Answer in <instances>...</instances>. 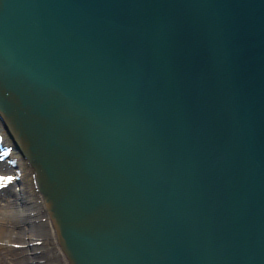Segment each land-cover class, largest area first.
Segmentation results:
<instances>
[{"label": "water", "instance_id": "water-1", "mask_svg": "<svg viewBox=\"0 0 264 264\" xmlns=\"http://www.w3.org/2000/svg\"><path fill=\"white\" fill-rule=\"evenodd\" d=\"M0 126L68 264H264V0H0Z\"/></svg>", "mask_w": 264, "mask_h": 264}, {"label": "bare ground", "instance_id": "bare-ground-1", "mask_svg": "<svg viewBox=\"0 0 264 264\" xmlns=\"http://www.w3.org/2000/svg\"><path fill=\"white\" fill-rule=\"evenodd\" d=\"M16 161L26 170L14 171L4 161L0 163V187L7 192L0 198V264H67L40 196L35 189L29 192L23 183L15 182L16 172L20 179L31 175L24 161ZM18 243L21 247L15 246Z\"/></svg>", "mask_w": 264, "mask_h": 264}, {"label": "rangeland", "instance_id": "rangeland-1", "mask_svg": "<svg viewBox=\"0 0 264 264\" xmlns=\"http://www.w3.org/2000/svg\"><path fill=\"white\" fill-rule=\"evenodd\" d=\"M3 133V132H2ZM7 143H8V145H10V142L7 140ZM11 158H16V159H19L20 161H21V158H20V156H17L15 153H14V151L11 153ZM18 168H20L21 170H26V168L25 167H21L20 166V164L18 165V163H17V169ZM21 183H23L25 186H26V188H27V190L29 191V192H31V191H33V189H34V185H33V181H32V177H31V175L29 176V175H27V176H25V177H23L22 179H21ZM10 199V198H9ZM4 200V199H3ZM19 244V243H18ZM15 246H18V247H21L20 246V244L19 245H16L15 244ZM39 252V251H38Z\"/></svg>", "mask_w": 264, "mask_h": 264}]
</instances>
